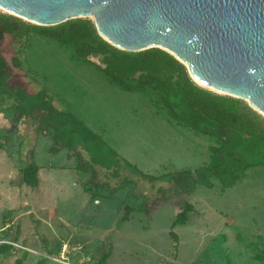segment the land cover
Instances as JSON below:
<instances>
[{"label":"rangeland","instance_id":"obj_1","mask_svg":"<svg viewBox=\"0 0 264 264\" xmlns=\"http://www.w3.org/2000/svg\"><path fill=\"white\" fill-rule=\"evenodd\" d=\"M0 51L12 75L11 96H0V229L19 245L0 264H93L104 252L106 264H264V166L224 190L212 178L185 191L174 172L195 179L214 136L48 35L7 34ZM30 163L40 167L33 188L18 180ZM186 203V222L173 225Z\"/></svg>","mask_w":264,"mask_h":264},{"label":"water","instance_id":"obj_2","mask_svg":"<svg viewBox=\"0 0 264 264\" xmlns=\"http://www.w3.org/2000/svg\"><path fill=\"white\" fill-rule=\"evenodd\" d=\"M0 9L39 26L90 18L112 46L159 48L196 85L264 118V0H0Z\"/></svg>","mask_w":264,"mask_h":264},{"label":"trees","instance_id":"obj_3","mask_svg":"<svg viewBox=\"0 0 264 264\" xmlns=\"http://www.w3.org/2000/svg\"><path fill=\"white\" fill-rule=\"evenodd\" d=\"M7 34L21 40L30 34L48 35L72 48L76 59L89 61L90 57H96L100 64L96 66L112 84L125 91L147 93L153 107L163 109L170 120L214 136L217 145L211 147L210 160L196 172L195 179L188 170L174 172L178 185L183 177L189 180L182 184L185 191H193L198 184L211 188L212 178L217 179L224 190L241 180L249 168L264 166V118L241 99L219 95L196 85L186 67L167 52L159 48L140 52L120 50L98 35L89 18L39 26L0 12V46ZM19 64L17 57L11 59L13 67L18 68ZM8 68L0 51V96H11L7 84L12 75ZM38 171L39 167L33 163L20 168L19 184L36 187ZM92 199H95L94 195ZM123 208L125 215L122 218L127 219L132 209L128 205ZM192 208L186 203L177 213L173 225L185 223L187 212ZM11 248L9 244H1L0 256H5ZM108 255L104 252L93 264H106ZM22 262L23 259L18 258L13 264Z\"/></svg>","mask_w":264,"mask_h":264},{"label":"built area","instance_id":"obj_4","mask_svg":"<svg viewBox=\"0 0 264 264\" xmlns=\"http://www.w3.org/2000/svg\"><path fill=\"white\" fill-rule=\"evenodd\" d=\"M5 227H7V225L4 226V227H2V228L0 229V245H1V244H9V245H11V246H13V247L18 248L19 245H17L15 242H13V241H9V240H5L4 238H2V236H1V232L3 231V229H4Z\"/></svg>","mask_w":264,"mask_h":264},{"label":"crops","instance_id":"obj_5","mask_svg":"<svg viewBox=\"0 0 264 264\" xmlns=\"http://www.w3.org/2000/svg\"><path fill=\"white\" fill-rule=\"evenodd\" d=\"M19 121H21V119L19 120ZM39 167V166H38ZM39 171H40V167H39ZM39 171H38V173H39ZM39 178V177H38ZM50 213H51V215H55V210H51L50 211ZM67 244L64 242V243H62V246H66ZM61 252V251H60Z\"/></svg>","mask_w":264,"mask_h":264},{"label":"bare ground","instance_id":"obj_6","mask_svg":"<svg viewBox=\"0 0 264 264\" xmlns=\"http://www.w3.org/2000/svg\"><path fill=\"white\" fill-rule=\"evenodd\" d=\"M0 11H1V12H3V10H2V9H0Z\"/></svg>","mask_w":264,"mask_h":264}]
</instances>
